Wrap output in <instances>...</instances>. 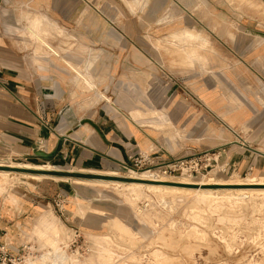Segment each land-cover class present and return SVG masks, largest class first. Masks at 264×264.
I'll return each instance as SVG.
<instances>
[{
    "label": "crops",
    "instance_id": "0c3cea01",
    "mask_svg": "<svg viewBox=\"0 0 264 264\" xmlns=\"http://www.w3.org/2000/svg\"><path fill=\"white\" fill-rule=\"evenodd\" d=\"M146 1L147 8L140 10L143 21L132 16L135 11H130L123 0H100L105 16L115 24L126 14V22L120 26L111 24L97 11L88 10L82 0H0V159L27 162L32 169L54 173H39L50 178L39 180L38 196L0 199V227L7 231L1 241L14 251L28 237L32 222L34 235L57 228L58 220L46 202L55 195L69 194L71 180L79 179L77 174L126 171L129 155L141 151H153L163 161L221 150L219 164L223 169H264L262 70L244 67L237 73L240 82L234 71H228L224 86L217 82L215 72L208 74L197 69L195 80L191 81L176 68L172 70L176 80L155 91L163 99L157 107L162 112L159 120L142 115L134 108V100L121 97L117 87L113 92L116 99L112 102L101 93L105 102L91 113L73 102V74L62 64L52 44L34 32L57 56L34 55L28 46L37 43L18 36L23 28L20 15H38L33 18L34 24L48 18L51 28L53 23H61L76 36L75 48L63 55L73 68L83 66L88 70L89 63H94V71L101 76L114 72L118 78L123 62L136 68L138 62L153 59L151 54L140 55L141 33L147 34V50H153L158 30L172 31L190 22L199 24L194 13L199 11L201 0ZM183 5L188 6L187 16L183 15ZM183 34L196 36L189 30ZM90 86L95 87L91 83ZM87 119L98 128L85 122ZM90 235L98 248L109 244L105 235Z\"/></svg>",
    "mask_w": 264,
    "mask_h": 264
},
{
    "label": "rangeland",
    "instance_id": "374dc122",
    "mask_svg": "<svg viewBox=\"0 0 264 264\" xmlns=\"http://www.w3.org/2000/svg\"><path fill=\"white\" fill-rule=\"evenodd\" d=\"M123 1L130 11H135L132 16L143 20L140 10L145 11L149 2ZM183 6V15L187 16L188 6ZM194 14L199 24L190 22L180 29L158 30V40L153 50H147L144 44L148 39L147 34L141 33L139 39L143 45L138 46L140 55L147 57L151 54L154 55L153 59L151 57L148 63L138 62L136 68L123 62V72L118 78L114 72L101 76L94 71V63H89L91 66L88 70L76 65L73 68L72 62L64 59L63 55L75 48L76 36L61 23H53L51 28L48 18L34 24L33 18H38V15H20L19 22L23 21V28L18 36L37 43L28 46L34 55L57 56L35 33L59 52L62 64L73 74L72 96L78 107H86L93 113L104 101L101 93L113 102L116 99L114 88L117 87L121 97L134 100V108H138L142 115L159 120L162 112L157 107L163 99L162 94L158 95L155 91L168 87L176 80L172 73L176 68L185 72L191 81L195 80L197 69L208 74L215 72L217 82L224 86L228 71L235 72L238 82L240 78L237 73L244 67L250 66L251 70L264 72V0H201L199 11ZM160 16L163 17L162 14ZM103 17L113 25L123 26L126 22L125 13L116 24L108 16ZM188 30L196 36L183 34ZM90 83L95 87H91ZM155 96L158 98L154 101ZM2 163L9 168L32 167L27 162L11 159H0ZM222 166L218 163L209 172L195 177L156 175L175 182H257L264 175V169L228 171ZM37 170L35 173L6 170L10 172L8 175L0 174V199L38 196L39 180L50 178L39 173H54L48 169ZM113 172L117 174H77L75 177L79 181L71 180L72 191L69 194L55 195L47 200V207L58 220L57 228L44 235H34L32 222L31 231L22 242H29L38 256L29 257L27 264H73L74 257L71 255L76 253L78 247L87 249L82 255L79 254L83 262L87 259L85 257L99 249L90 233L105 235L109 239V244L90 264H264V188L164 191L123 184L107 185L90 177L109 174L130 177L129 174H132L134 176L130 178L137 181L136 178L144 174L136 175V171L131 169ZM200 176L207 177L197 179ZM145 182L156 184L149 180ZM59 199L65 200L63 213L55 205ZM75 231L81 234L77 241ZM63 255H67V259H63Z\"/></svg>",
    "mask_w": 264,
    "mask_h": 264
},
{
    "label": "built area",
    "instance_id": "2783aa9c",
    "mask_svg": "<svg viewBox=\"0 0 264 264\" xmlns=\"http://www.w3.org/2000/svg\"><path fill=\"white\" fill-rule=\"evenodd\" d=\"M86 6L105 16L100 0H82ZM222 155L221 150H206L196 152L186 156L173 157L163 161L158 160L153 151H141L135 155H129L126 166L136 172H153L164 177H177L179 175L199 176L209 172L218 163ZM58 211L64 212L65 200L59 199L55 203ZM2 218V209L0 207V219ZM7 231L0 227V264H26L29 257H37L36 251L29 242L23 243L16 251L11 249L5 242L1 241V235H6ZM76 241L81 237L78 231H75ZM87 249L78 247L76 253H85ZM36 255V256H34ZM82 255V254H81Z\"/></svg>",
    "mask_w": 264,
    "mask_h": 264
},
{
    "label": "bare ground",
    "instance_id": "6f19581e",
    "mask_svg": "<svg viewBox=\"0 0 264 264\" xmlns=\"http://www.w3.org/2000/svg\"><path fill=\"white\" fill-rule=\"evenodd\" d=\"M37 38H39V37L37 36ZM39 40L42 41V39H40V38H39ZM46 46H48V45H46ZM48 47L54 53H56V51L53 48H51L50 46H48ZM0 165H5V164L2 163ZM6 170H11V169H0V174H7L8 175L10 172L9 171H6ZM11 171H13V170H11ZM26 173H30V172H26ZM132 173H135V172H132ZM135 174L136 175H139L141 173L140 172H136ZM129 175H130V177H133L134 176L132 174H129ZM142 175H141L142 177H138L136 179L143 180V181L149 180V181H153V182H157V181H168L166 179L160 178L159 176L156 175V173H153V172H145ZM145 175H147V176H145ZM2 176H4V175H2ZM206 177L207 176H200V177H197V179H206ZM94 179H96V178H94ZM259 179H260V181H257V182L255 180H252L251 182H232V181H228V180L227 181L224 180V181L211 182L210 180L209 181H206L205 180V181H181L180 183H197L199 185H209V184H259V185H264V175L261 176V178L259 177ZM76 181H79V180H76ZM96 181L99 182V183L107 184V185H109V184H114V185H121V184H123V185H127V186H133L135 188L147 187V188H154V189H158V190L161 189V190H164V191L170 190V189L171 190H186L187 189L188 191L198 190V189H193V188H179V187H172V186H164V185H159V184H154V183L150 184V183H146V182H137V181L126 182V181L116 180V179H114V180H108V179L99 178V179H96ZM199 190L205 191V192L212 191L209 188L208 189H205V188H201V187L199 188ZM223 191H225V190H223ZM15 198L13 200H15ZM170 244H171V241H170ZM102 245H100V248L94 254H91L89 257H85L87 259L84 260L83 262H81V260L79 259V254L78 253H75L74 255H71V256L74 257L73 258L74 259L73 264H90V263L94 262L95 259H96V257L99 256L100 253H102V251L104 250V248L102 247ZM161 254H163V253H161ZM66 257H68V256L67 255L66 256L63 255L62 258L63 259H67Z\"/></svg>",
    "mask_w": 264,
    "mask_h": 264
},
{
    "label": "water",
    "instance_id": "95a60500",
    "mask_svg": "<svg viewBox=\"0 0 264 264\" xmlns=\"http://www.w3.org/2000/svg\"><path fill=\"white\" fill-rule=\"evenodd\" d=\"M92 124L94 127L98 128V126L91 120H86ZM0 169H11L13 171L18 172H30L35 173L37 169H30L27 167H6L4 165H0ZM90 177L99 179H108V180H122L126 182H132L133 180L130 177H120V176H113V175H91ZM137 182H145L143 180H138ZM156 184L164 185V186H172V187H186V188H209V189H240V188H264V185L259 184H209V185H199L197 183H180L175 181H157Z\"/></svg>",
    "mask_w": 264,
    "mask_h": 264
}]
</instances>
